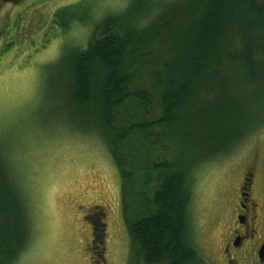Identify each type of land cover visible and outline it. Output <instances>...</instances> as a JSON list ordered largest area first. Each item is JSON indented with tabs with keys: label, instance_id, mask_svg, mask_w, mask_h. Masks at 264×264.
<instances>
[{
	"label": "trees",
	"instance_id": "1",
	"mask_svg": "<svg viewBox=\"0 0 264 264\" xmlns=\"http://www.w3.org/2000/svg\"><path fill=\"white\" fill-rule=\"evenodd\" d=\"M85 11L84 0L62 7L51 25L65 33ZM94 26L85 49L71 47L56 71L67 109L103 139L117 167L131 258L202 264L190 235L192 177L264 125V0H132ZM174 135L200 140L193 163L189 150L183 164L172 159ZM103 225L93 223L95 246ZM29 235L0 151V264L16 263Z\"/></svg>",
	"mask_w": 264,
	"mask_h": 264
},
{
	"label": "rangeland",
	"instance_id": "2",
	"mask_svg": "<svg viewBox=\"0 0 264 264\" xmlns=\"http://www.w3.org/2000/svg\"><path fill=\"white\" fill-rule=\"evenodd\" d=\"M81 1L25 2L22 19L7 36L8 40L13 36L17 45L0 63V151L17 181L30 234L14 264H144L131 258L120 206V176L107 144L67 109L64 81L56 71L71 47L85 49L97 21L125 10L132 0H84L83 23L73 21L65 33L52 27L45 38L52 14ZM18 12L19 8H9V24ZM169 140L172 159L183 164L182 150H189L194 162L196 157L189 152L199 154L198 138L183 142L174 135ZM240 145L213 163H201L193 173L188 216L202 264H223L219 249L230 215L224 200L228 196L233 201L236 180L252 160L259 161L264 171V125ZM226 179L228 194L219 192ZM218 200L225 206L222 218L210 225L208 211L219 207ZM93 223L105 224L104 242L95 248ZM98 259L101 263H95Z\"/></svg>",
	"mask_w": 264,
	"mask_h": 264
},
{
	"label": "flooded vegetation",
	"instance_id": "3",
	"mask_svg": "<svg viewBox=\"0 0 264 264\" xmlns=\"http://www.w3.org/2000/svg\"><path fill=\"white\" fill-rule=\"evenodd\" d=\"M27 1L28 0H0V63L6 62L12 47L16 43V41L13 40V36L9 40L7 36H9L10 31L16 30L17 24L22 19L23 11L26 10L25 2ZM23 4L25 6H23ZM11 7L19 8L18 15L13 17V21H15L13 25H11L13 21L9 24V18L11 17V15H9V8ZM52 27L58 29L55 24L50 26V28ZM50 41L51 40H49V42ZM39 53L37 52V54ZM220 155H229V153ZM218 158H220V156L210 159L209 161L213 163L216 161L215 159ZM263 178L264 171L259 161L252 160V163L242 168L236 180L233 201L230 200L228 196L224 200V203L230 207V215L226 225H223L224 231L223 235H221V248L219 252L223 264H264V253H260V250L264 246ZM193 179L195 181L196 175ZM227 179L224 185L219 188V192L224 190V194H228L227 190L225 191L228 183ZM224 203L218 200L215 204H219V207L216 209L213 207L214 210L211 208V210L208 211L209 215H211L208 222L210 225L218 224V221L222 218V212L225 208ZM104 227L105 224L102 226V233L105 232ZM91 231V241H93V224H91ZM100 261L101 260L98 259L95 263H99Z\"/></svg>",
	"mask_w": 264,
	"mask_h": 264
},
{
	"label": "water",
	"instance_id": "4",
	"mask_svg": "<svg viewBox=\"0 0 264 264\" xmlns=\"http://www.w3.org/2000/svg\"><path fill=\"white\" fill-rule=\"evenodd\" d=\"M260 253H264V246H263L262 249L260 250Z\"/></svg>",
	"mask_w": 264,
	"mask_h": 264
}]
</instances>
